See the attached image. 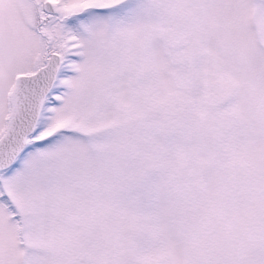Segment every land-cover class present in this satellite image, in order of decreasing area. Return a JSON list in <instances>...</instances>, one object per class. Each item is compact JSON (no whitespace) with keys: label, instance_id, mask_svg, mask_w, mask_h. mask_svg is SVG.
<instances>
[{"label":"snow or ice","instance_id":"snow-or-ice-1","mask_svg":"<svg viewBox=\"0 0 264 264\" xmlns=\"http://www.w3.org/2000/svg\"><path fill=\"white\" fill-rule=\"evenodd\" d=\"M0 264H264V0H0Z\"/></svg>","mask_w":264,"mask_h":264}]
</instances>
